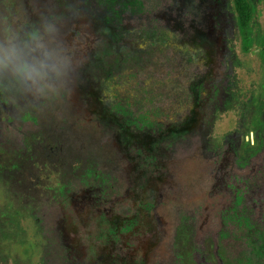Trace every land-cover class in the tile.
<instances>
[{"label":"flooded vegetation","instance_id":"af4514ba","mask_svg":"<svg viewBox=\"0 0 264 264\" xmlns=\"http://www.w3.org/2000/svg\"><path fill=\"white\" fill-rule=\"evenodd\" d=\"M22 4L29 19L21 27L24 30L12 31L9 48L35 47V35L51 55L46 58L40 49L32 52L30 48V56L26 51L29 62L35 57L48 65L42 69L46 75L33 86L10 70H0V142L5 126L17 123L20 116L33 115L37 124L49 116H74L83 125L94 127L103 147L124 167L126 186L119 199L111 198L93 208L87 203V191L59 194L49 226L59 264H166L170 220L165 206L175 199L168 178L200 145L189 153V145L181 143L172 153L165 152L164 159L149 171L139 166L142 158L128 152L112 127L119 116H129L123 107L132 104L137 70L144 72L146 83H158L159 91L171 89L160 80L168 73V82L180 98L182 89L189 86V66L181 64L183 52L189 59V46L200 53L196 59L202 66L205 91L198 113L206 124L205 98L209 84L219 77L226 50L214 17L215 0H174L158 14L157 24L168 28L182 48L175 49V57L168 61L159 48L151 47L155 45L136 32L133 18L119 5L110 10L102 9L96 0H26ZM18 16L13 12L10 23L17 25ZM122 135L132 132L126 130ZM140 143L148 151L154 149L150 141ZM123 202L130 205L127 214L118 210Z\"/></svg>","mask_w":264,"mask_h":264},{"label":"rangeland","instance_id":"374dc122","mask_svg":"<svg viewBox=\"0 0 264 264\" xmlns=\"http://www.w3.org/2000/svg\"><path fill=\"white\" fill-rule=\"evenodd\" d=\"M24 1L0 0V49H9L12 31L25 28ZM248 1L253 14L245 43L231 0H215L226 50L205 98L199 151L168 178L175 199L165 206L170 220L166 258L188 255L198 237L216 264L211 230L217 219L207 202L210 170L220 165L245 176L264 167V0ZM13 12L19 14L17 25L10 23ZM30 48L24 53L30 55ZM13 124L5 126L0 142V262L59 264L49 234L59 194L87 191L93 208L119 199L126 186L124 167L103 147L94 127L74 116H49L37 124L33 115H25ZM129 207L123 202L118 210L127 214Z\"/></svg>","mask_w":264,"mask_h":264},{"label":"trees","instance_id":"16d2710c","mask_svg":"<svg viewBox=\"0 0 264 264\" xmlns=\"http://www.w3.org/2000/svg\"><path fill=\"white\" fill-rule=\"evenodd\" d=\"M96 1L102 9L111 10L119 5L121 10L128 12L137 26L136 32L155 45L151 47L159 48L167 61L175 57V49H182L173 41L174 35L169 29L157 24L158 14L172 6L174 0ZM231 2L241 37L247 43L252 6L248 0ZM199 55L190 46L189 59L185 52L182 54L181 64L189 66V86L182 89L180 98H176L175 86L168 82V73L160 80L171 89L159 91L155 87L158 83L148 84L144 81L142 70L134 72L133 101L123 107L129 116H119L112 130L129 153L142 158L139 165L142 169L153 171L158 162L164 159L163 154L172 153L181 143L185 147L189 145V153L200 145L205 119L198 112L205 87L202 66L196 59ZM126 130L132 135L123 136L122 132ZM141 140L150 141L154 149L146 150ZM185 147L183 150L188 151ZM211 175L207 202L213 204L212 211L217 219L216 226L211 230L216 264H264V167L241 176L230 168L215 166ZM166 264L213 263L201 238L197 237L188 255L168 256Z\"/></svg>","mask_w":264,"mask_h":264},{"label":"clouds","instance_id":"9594fccd","mask_svg":"<svg viewBox=\"0 0 264 264\" xmlns=\"http://www.w3.org/2000/svg\"><path fill=\"white\" fill-rule=\"evenodd\" d=\"M32 40L35 41V47L30 51L34 52L40 49L43 55L47 58L51 54L45 50V45L40 42V38L33 35ZM48 65L44 60L33 58L30 63L25 58V53L22 48L13 45L9 49H0V70H10L13 75L22 78L23 81H31L35 83L38 79L46 75L42 69L47 68Z\"/></svg>","mask_w":264,"mask_h":264}]
</instances>
